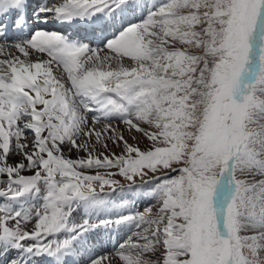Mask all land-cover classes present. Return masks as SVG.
<instances>
[{"label": "snow or ice", "instance_id": "snow-or-ice-1", "mask_svg": "<svg viewBox=\"0 0 264 264\" xmlns=\"http://www.w3.org/2000/svg\"><path fill=\"white\" fill-rule=\"evenodd\" d=\"M0 264H264V0H0Z\"/></svg>", "mask_w": 264, "mask_h": 264}, {"label": "rangeland", "instance_id": "rangeland-1", "mask_svg": "<svg viewBox=\"0 0 264 264\" xmlns=\"http://www.w3.org/2000/svg\"><path fill=\"white\" fill-rule=\"evenodd\" d=\"M137 19H139V17H137ZM89 121H91V118H89ZM126 135H127V133H126ZM129 142H131V141H129ZM141 147H143V145H141ZM115 151H119V149H115ZM117 179H121L120 177H116ZM122 183H125L123 180H122ZM128 192V191H127ZM126 192V193H127ZM119 196V195H118ZM118 198V199H117ZM117 202V201H119V200H121V198L120 197H116L115 199H113V203H115V201ZM149 202H147L146 203V206H147V204H148ZM124 204H126V203H124ZM119 205H121V204H119ZM146 206H144L143 205V207H137L136 208V210L135 211H131V210H128V208L126 209L127 211H124L122 214H120V215H123V214H127V213H134V212H137V211H143V209L146 207ZM116 213L117 211H113V213ZM114 218V217H113ZM101 230V232H102V229H100ZM106 231H108V229L106 230ZM114 231V229H112V232ZM127 232V229H126V231H125V233ZM96 233H98V230H96Z\"/></svg>", "mask_w": 264, "mask_h": 264}, {"label": "bare ground", "instance_id": "bare-ground-1", "mask_svg": "<svg viewBox=\"0 0 264 264\" xmlns=\"http://www.w3.org/2000/svg\"><path fill=\"white\" fill-rule=\"evenodd\" d=\"M35 1V2H34ZM33 2L36 3L37 0H34ZM41 2H46L47 0H40ZM121 127H123V125H121ZM118 199V198H117ZM115 201V200H114ZM116 202V201H115ZM115 213V212H114ZM102 250H104V248H102ZM104 252V251H103Z\"/></svg>", "mask_w": 264, "mask_h": 264}]
</instances>
